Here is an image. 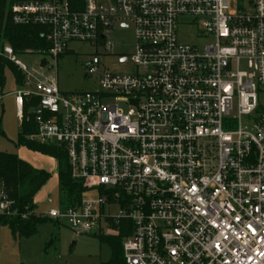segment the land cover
I'll list each match as a JSON object with an SVG mask.
<instances>
[{"label":"built area","instance_id":"2783aa9c","mask_svg":"<svg viewBox=\"0 0 264 264\" xmlns=\"http://www.w3.org/2000/svg\"><path fill=\"white\" fill-rule=\"evenodd\" d=\"M43 28L52 68L28 71L15 93L26 141L67 157L83 193L73 206L28 212L77 235L122 237V264H264V0H45L9 9ZM194 26L201 45L179 42ZM133 53L110 70L114 29ZM71 43L102 49L86 64L94 87L61 93ZM0 216H19L0 188ZM22 218H25L22 216Z\"/></svg>","mask_w":264,"mask_h":264},{"label":"rangeland","instance_id":"374dc122","mask_svg":"<svg viewBox=\"0 0 264 264\" xmlns=\"http://www.w3.org/2000/svg\"><path fill=\"white\" fill-rule=\"evenodd\" d=\"M177 37L182 43L203 44L194 26H178ZM111 43L112 56L104 59L103 63L116 72H131V64L120 67L117 58L121 54L133 53L132 30L119 32L115 28ZM67 48L70 53H65L57 60L55 76L59 91L65 94L91 90L94 84L87 78L85 66L94 54H100L103 50L85 43H71ZM16 60L28 71L40 72L41 65L45 66V71L49 68L54 71V60L41 55V52L16 55ZM7 62L9 64L1 74L0 86V152L18 156L23 151V147L18 146L20 124L15 104V93L19 87L9 66L15 67L16 70L17 67ZM258 97L259 102L264 105V94L260 93ZM30 152L38 154L42 168L52 172L49 173L47 183L34 198L38 212L46 213L59 205L57 158L38 151ZM110 259L111 251L107 244L100 243L99 238L91 235L75 234L64 222L60 225L47 222L39 226L37 233L28 238L13 237L7 227H0V264H109Z\"/></svg>","mask_w":264,"mask_h":264},{"label":"trees","instance_id":"16d2710c","mask_svg":"<svg viewBox=\"0 0 264 264\" xmlns=\"http://www.w3.org/2000/svg\"><path fill=\"white\" fill-rule=\"evenodd\" d=\"M42 2L45 0H0V53L8 46L14 55L39 53L47 49V42L42 37L43 28L13 25L9 9L20 2ZM9 63L0 57V86L1 74ZM17 84L22 83V76L15 67L9 66ZM35 133L32 122L24 121L20 125L19 147L30 151H38L57 158V175L59 185V204L61 207L73 206L83 193L82 184L71 179L67 157L55 147L26 141V137ZM50 174L44 170L35 169L17 155L0 152V188L15 202L19 216L7 218L0 216V227H7L13 237H31L37 233V228L46 224V219L36 218L28 212L37 210L33 203L35 196L47 183ZM24 216L25 218H22ZM100 243L107 244L111 251L109 264H122V237H103Z\"/></svg>","mask_w":264,"mask_h":264},{"label":"crops","instance_id":"0c3cea01","mask_svg":"<svg viewBox=\"0 0 264 264\" xmlns=\"http://www.w3.org/2000/svg\"><path fill=\"white\" fill-rule=\"evenodd\" d=\"M21 149L23 151H21L20 154L18 155V157L20 159L26 161L31 166H33L35 169L44 170L50 174L52 173L51 171H48L45 168H42V165H41L42 162L40 161L41 159L38 158V154L32 153L25 148H21ZM32 154H34V155H32ZM56 174H57V170H56ZM57 177H58V175H57ZM33 203L35 204V201H33ZM36 207H37V205H36ZM37 211H38V208H37Z\"/></svg>","mask_w":264,"mask_h":264}]
</instances>
